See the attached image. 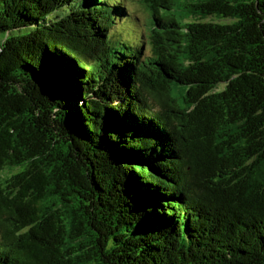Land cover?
<instances>
[{"label": "trees", "instance_id": "16d2710c", "mask_svg": "<svg viewBox=\"0 0 264 264\" xmlns=\"http://www.w3.org/2000/svg\"><path fill=\"white\" fill-rule=\"evenodd\" d=\"M127 1L0 0V240L26 264H264V0H140L146 32L115 38ZM26 79L76 109L70 145Z\"/></svg>", "mask_w": 264, "mask_h": 264}, {"label": "water", "instance_id": "95a60500", "mask_svg": "<svg viewBox=\"0 0 264 264\" xmlns=\"http://www.w3.org/2000/svg\"><path fill=\"white\" fill-rule=\"evenodd\" d=\"M27 80V79H26ZM35 90L34 86H32L29 81L27 80L25 85H21V91L23 94V97L26 101V103H30V112L33 115L34 119L38 122L41 121H56L59 120V122H56L61 127V139L64 143H67L70 145L71 143V133L77 130V124H78V116L75 115V110L70 111V114L72 115H57L55 112L48 113L45 109L41 107H37L34 99L32 97H27V93L24 92V90ZM41 93H46L43 87H39ZM49 115V116H47ZM42 126L50 125L48 123H42L40 124ZM78 169L80 171L81 177L85 181V183L89 186L90 189L94 188V181L97 179L98 175L96 170H93L89 167L86 161H83L81 158L78 159Z\"/></svg>", "mask_w": 264, "mask_h": 264}, {"label": "rangeland", "instance_id": "374dc122", "mask_svg": "<svg viewBox=\"0 0 264 264\" xmlns=\"http://www.w3.org/2000/svg\"><path fill=\"white\" fill-rule=\"evenodd\" d=\"M126 7L129 13H131V16L124 20L123 26L125 30H122L118 25L113 28L115 38H134L139 36L140 33L146 32L149 14L142 6L140 0H128ZM127 32H130L133 36L131 37ZM0 250L16 258L21 264H26L19 248L9 246L5 241L0 240Z\"/></svg>", "mask_w": 264, "mask_h": 264}]
</instances>
